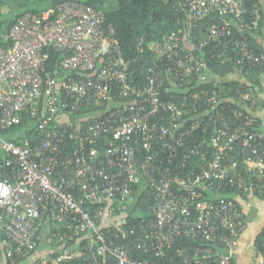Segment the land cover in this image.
Segmentation results:
<instances>
[{"label": "built area", "instance_id": "obj_1", "mask_svg": "<svg viewBox=\"0 0 264 264\" xmlns=\"http://www.w3.org/2000/svg\"><path fill=\"white\" fill-rule=\"evenodd\" d=\"M173 1L185 36L154 46L146 85L99 8L63 2L0 32L13 43L0 48V129L33 121L21 143L0 134V264H237L241 202L264 195V132L256 99L203 84L208 61L233 62L242 83L264 75V0ZM130 237L147 258L119 243Z\"/></svg>", "mask_w": 264, "mask_h": 264}, {"label": "trees", "instance_id": "obj_2", "mask_svg": "<svg viewBox=\"0 0 264 264\" xmlns=\"http://www.w3.org/2000/svg\"><path fill=\"white\" fill-rule=\"evenodd\" d=\"M69 1H77L99 8L106 14L107 24L114 26L116 39L119 41L126 59L131 62L133 77L138 85H146V74L155 61L154 46L162 41L163 37L174 34L180 35V32H183L184 29V23L181 21L183 18L176 13L173 0H0V32L8 33L16 21L26 13L40 15L44 11L54 9L63 2ZM214 20V18H210L202 24V31H199L200 33L197 31L191 33L188 36L189 39L197 42ZM181 36H185L184 32ZM12 46L13 43L11 41L0 39V48L10 50ZM60 58V54L54 53V51L50 52V57L47 61L50 72L54 73L58 69ZM208 69V74L212 77L211 82H209L211 88L216 83L220 86L226 84V88L233 85L234 96H237L236 89L241 88L243 94L252 96L254 100L256 99L257 103L252 107V113L261 122L258 113L263 108L261 94L264 93V71L256 72L255 76L257 74V76H260V74L263 76L257 78L256 81H251L250 84L249 81L242 83L241 79L236 77V67L233 62L223 65L208 61ZM209 75L208 77H210ZM209 85H205V87L209 88ZM170 95L167 94V97H170ZM252 103L253 101L250 100L248 104L251 105ZM32 122L31 117L24 114L21 125L9 130L0 129V134L5 140L21 143L24 138L20 137V133H27ZM198 135H201V133H198ZM235 156L237 158V155ZM245 169L246 167L243 166L242 170L245 171ZM232 192L233 190L230 191V193ZM152 201V196L147 194L141 199L137 208L144 212H149ZM139 223L138 219H131L128 226L132 228L138 226ZM263 242L264 229L256 237L255 244L262 249ZM119 243H126L130 250L135 252L136 241L134 237L123 238ZM135 254L139 259L147 258L140 253L135 252ZM171 257H173V252L167 258L170 259Z\"/></svg>", "mask_w": 264, "mask_h": 264}, {"label": "crops", "instance_id": "obj_3", "mask_svg": "<svg viewBox=\"0 0 264 264\" xmlns=\"http://www.w3.org/2000/svg\"><path fill=\"white\" fill-rule=\"evenodd\" d=\"M209 76L210 77L207 76L209 80L207 85H209V82H211L212 79L211 75ZM205 85L206 84H203V87ZM208 87L210 88L211 86L209 85ZM261 95L263 108L259 111L258 116L261 118L264 130V93ZM241 206L245 212L247 229L241 237L240 248L236 253L235 260L237 264H258L253 261V250L255 247L256 237L264 229V196L252 195L245 197L241 202Z\"/></svg>", "mask_w": 264, "mask_h": 264}]
</instances>
